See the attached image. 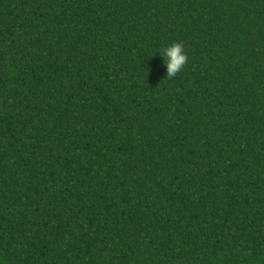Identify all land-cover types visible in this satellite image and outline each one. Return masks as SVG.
<instances>
[{
  "label": "trees",
  "instance_id": "1",
  "mask_svg": "<svg viewBox=\"0 0 264 264\" xmlns=\"http://www.w3.org/2000/svg\"><path fill=\"white\" fill-rule=\"evenodd\" d=\"M0 264H264V0H0Z\"/></svg>",
  "mask_w": 264,
  "mask_h": 264
},
{
  "label": "clouds",
  "instance_id": "2",
  "mask_svg": "<svg viewBox=\"0 0 264 264\" xmlns=\"http://www.w3.org/2000/svg\"><path fill=\"white\" fill-rule=\"evenodd\" d=\"M162 66L166 69V76L174 78L185 67L188 55L182 42H174L158 52Z\"/></svg>",
  "mask_w": 264,
  "mask_h": 264
}]
</instances>
